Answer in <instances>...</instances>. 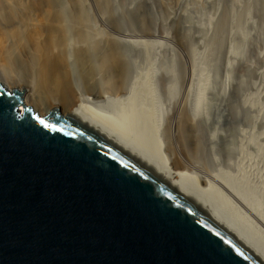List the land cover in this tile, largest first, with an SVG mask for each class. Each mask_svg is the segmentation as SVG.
I'll return each instance as SVG.
<instances>
[{
    "label": "water",
    "instance_id": "1",
    "mask_svg": "<svg viewBox=\"0 0 264 264\" xmlns=\"http://www.w3.org/2000/svg\"><path fill=\"white\" fill-rule=\"evenodd\" d=\"M0 84V264H264V251L81 115Z\"/></svg>",
    "mask_w": 264,
    "mask_h": 264
},
{
    "label": "rangeland",
    "instance_id": "2",
    "mask_svg": "<svg viewBox=\"0 0 264 264\" xmlns=\"http://www.w3.org/2000/svg\"><path fill=\"white\" fill-rule=\"evenodd\" d=\"M88 1L94 52L72 54L60 66L67 99L57 103L31 68L10 63L7 73L24 84L14 88L34 93L26 105L41 116L39 111L54 108L71 112L75 107L68 109L67 103L81 90L98 91L109 76L116 79L132 52L125 75L129 86L149 89L148 105L160 116L162 150L170 165L189 168L202 183L243 179L264 214V0H103L106 27L98 18L103 1ZM114 46L126 52L125 60L110 56ZM103 62L105 71L99 69ZM27 80L32 84L25 85ZM252 221L262 223L258 214Z\"/></svg>",
    "mask_w": 264,
    "mask_h": 264
},
{
    "label": "bare ground",
    "instance_id": "3",
    "mask_svg": "<svg viewBox=\"0 0 264 264\" xmlns=\"http://www.w3.org/2000/svg\"><path fill=\"white\" fill-rule=\"evenodd\" d=\"M54 1L56 0H0V70H2L0 84L10 90L24 86L23 83L14 81L7 73L12 70L9 69L12 68L10 63L15 60L28 70L31 68L41 79L44 86L42 88L50 92L54 101L59 103L61 98H68L66 93L68 85L60 75V66L66 63L72 54L88 52L93 56L95 46L93 47V42L91 43L94 39H91L93 26L87 11V6L92 5V2L65 0L63 4L56 6L53 4ZM101 5H99L102 9L101 16L98 18L101 25L106 27L108 21L106 4L103 1ZM80 16L86 18L83 19L84 22L82 20V24H79ZM80 42L86 44L84 50ZM126 42L129 44L128 41ZM116 44L114 45L117 47ZM121 44L119 46L123 47ZM115 46L110 56L120 62L125 59L127 61V57L132 55L131 50V53H127L128 56L122 59V55L124 58L126 52L124 54L121 50L117 51L119 49L116 50ZM22 56L25 59H22ZM125 63L121 62L123 67L118 77L112 79L109 76L104 86H99L98 91L86 93L80 89L75 102L66 104L68 109L70 106L75 107L68 114L85 117L106 134L135 149L172 177L181 187L195 195L222 221L251 239L264 251V214L260 208L257 209L258 203L248 196L244 180L234 181L233 177L224 180L210 179L202 183L200 177L189 171V168H173L162 150L160 116L156 115L154 109L148 105L151 99L145 91L149 89L146 88L142 93L136 90L134 84L131 83L129 86V75H125L129 71L126 73ZM33 66H37V70ZM105 68V63L103 62L102 65L100 63L99 69L105 71ZM35 74L30 75L32 77ZM24 82H27L25 85L32 84V80ZM30 88L32 90L33 87ZM23 94L27 96L24 105L32 103L31 97H34V93L23 91ZM34 106L42 109L36 103ZM47 111L49 112V110L39 112L46 115ZM256 213L262 219L261 225L252 221V217L257 218Z\"/></svg>",
    "mask_w": 264,
    "mask_h": 264
}]
</instances>
